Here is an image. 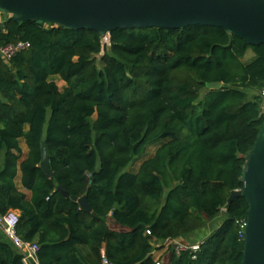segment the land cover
Instances as JSON below:
<instances>
[{"label":"trees","instance_id":"16d2710c","mask_svg":"<svg viewBox=\"0 0 264 264\" xmlns=\"http://www.w3.org/2000/svg\"><path fill=\"white\" fill-rule=\"evenodd\" d=\"M19 41L30 47L0 57V216L19 213L39 264H242L249 203L228 199L263 124V98L246 90L264 91V43L203 25L119 28L106 41L5 13L0 46ZM43 142L52 177L40 168ZM58 186L87 193L92 212ZM190 235L198 249L155 258L157 242ZM0 264H23L1 231Z\"/></svg>","mask_w":264,"mask_h":264},{"label":"water","instance_id":"95a60500","mask_svg":"<svg viewBox=\"0 0 264 264\" xmlns=\"http://www.w3.org/2000/svg\"><path fill=\"white\" fill-rule=\"evenodd\" d=\"M0 10L16 22L36 21L70 29H91L109 38L116 29H177L190 25L216 26L228 30L250 45L264 43V0H0ZM220 81L209 82L219 90ZM263 124L250 151L242 175L243 188L233 190L228 202L243 196L249 203L244 227L242 264H264V112ZM40 168L53 176L46 142ZM58 190L92 212L87 193L71 195Z\"/></svg>","mask_w":264,"mask_h":264},{"label":"built area","instance_id":"2783aa9c","mask_svg":"<svg viewBox=\"0 0 264 264\" xmlns=\"http://www.w3.org/2000/svg\"><path fill=\"white\" fill-rule=\"evenodd\" d=\"M0 15L5 16V12L0 10ZM29 47L30 43L24 41L9 43L0 46V57L5 61H9L18 52L25 50ZM19 221V213L15 210H9L5 215L0 216V231L13 243V245L22 254L23 264H39L38 252L40 250V246L36 241L27 242L21 238L17 231ZM245 225L246 223H244L243 226L245 227ZM189 246H191L193 249H198L199 247L197 241ZM187 247L188 246H181L179 247V249H184ZM104 263L107 264V260H104Z\"/></svg>","mask_w":264,"mask_h":264},{"label":"rangeland","instance_id":"374dc122","mask_svg":"<svg viewBox=\"0 0 264 264\" xmlns=\"http://www.w3.org/2000/svg\"><path fill=\"white\" fill-rule=\"evenodd\" d=\"M105 40L107 41L108 38H105ZM253 55V51L250 49L247 51L246 55L244 56L243 60L244 61H249L251 59ZM54 80H56V82L58 83V85L60 87H64V82L62 80L59 79V77H53ZM247 94H248V98L249 99H254L255 95L256 94H260L263 98V101H262V104H261V110L262 112H264V93H258L257 91L255 90H252V89H247ZM203 94V93H202ZM159 143H155L153 145H150L148 148H147V151L146 153L141 156V157H138L128 168L127 170L129 171H132V172H135L137 171L138 167L140 166V164L142 163V161L144 159H147L148 157L152 156L155 152V150L157 149ZM111 226L114 227V228H118L117 226H115L114 223L110 222ZM216 226V221H213V222H210L209 225L206 227V233H208L211 228L215 227ZM203 231H201V233L199 234V236H202ZM196 235H190L188 237L184 236V237H181L175 241H172V242H164V243H156V248L154 250V256L156 259H163V260H167L171 254V249H172V246L173 247H181V246H189V245H192L194 244L193 240H194V237ZM162 246V247H161Z\"/></svg>","mask_w":264,"mask_h":264},{"label":"crops","instance_id":"0c3cea01","mask_svg":"<svg viewBox=\"0 0 264 264\" xmlns=\"http://www.w3.org/2000/svg\"><path fill=\"white\" fill-rule=\"evenodd\" d=\"M4 20H5V16L0 15V24H2L4 22ZM253 55H254V53H253ZM253 55H252V57H253ZM21 146L23 148L24 153L27 154L28 153V147H27V145H26V143H25V141L23 139L21 140ZM20 179H21V175H19V177L17 179V183H18L19 189L25 191L26 193H28V195H30V192H28L24 188H22V186L20 184Z\"/></svg>","mask_w":264,"mask_h":264}]
</instances>
